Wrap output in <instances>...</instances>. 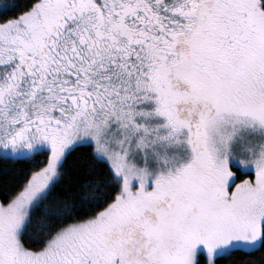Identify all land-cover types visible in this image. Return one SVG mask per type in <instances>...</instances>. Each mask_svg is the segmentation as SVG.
<instances>
[{"label": "snow or ice", "instance_id": "1", "mask_svg": "<svg viewBox=\"0 0 264 264\" xmlns=\"http://www.w3.org/2000/svg\"><path fill=\"white\" fill-rule=\"evenodd\" d=\"M0 264H264V0L0 3Z\"/></svg>", "mask_w": 264, "mask_h": 264}, {"label": "trees", "instance_id": "2", "mask_svg": "<svg viewBox=\"0 0 264 264\" xmlns=\"http://www.w3.org/2000/svg\"><path fill=\"white\" fill-rule=\"evenodd\" d=\"M2 2H5V0H1ZM3 165H0V167H2Z\"/></svg>", "mask_w": 264, "mask_h": 264}, {"label": "rangeland", "instance_id": "3", "mask_svg": "<svg viewBox=\"0 0 264 264\" xmlns=\"http://www.w3.org/2000/svg\"><path fill=\"white\" fill-rule=\"evenodd\" d=\"M0 3H3V2L0 0Z\"/></svg>", "mask_w": 264, "mask_h": 264}]
</instances>
